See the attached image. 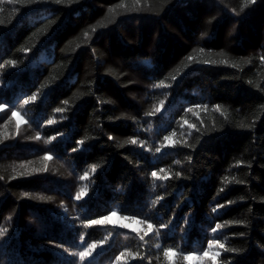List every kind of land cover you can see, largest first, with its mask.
Here are the masks:
<instances>
[{"label": "trees", "instance_id": "obj_1", "mask_svg": "<svg viewBox=\"0 0 264 264\" xmlns=\"http://www.w3.org/2000/svg\"><path fill=\"white\" fill-rule=\"evenodd\" d=\"M0 20V264H264V0Z\"/></svg>", "mask_w": 264, "mask_h": 264}, {"label": "snow or ice", "instance_id": "obj_2", "mask_svg": "<svg viewBox=\"0 0 264 264\" xmlns=\"http://www.w3.org/2000/svg\"><path fill=\"white\" fill-rule=\"evenodd\" d=\"M13 2H17V0H13ZM19 2H24V0H19ZM27 2L31 3L32 0H27ZM58 2H59V0H58ZM2 23H3V21L0 20V24H2ZM13 63H15V62L13 61ZM205 63H212V62L211 61H205ZM28 99L29 100H36V97L35 96H30ZM25 103H27V101H25ZM57 111H61V109H57ZM15 114L16 113L14 112L13 115H15ZM49 123H52V122L49 121ZM37 138H38V136H37ZM167 139H168V137H165V140H167ZM161 147H163V145H161ZM160 150H161L160 147H158L156 149L157 152H159ZM92 167H93V171H95L96 170V165H93ZM45 170H46L45 168H38V169H35L34 171L43 172ZM28 174L29 173H27V172H21L20 173L21 176H25V175H28ZM152 175L155 177L157 174L155 172H153ZM85 177H87V173H85ZM85 192H86V189H82L80 192H78L76 194V199L79 200L81 197H83ZM25 195H28V193H25ZM41 199H43V197H41ZM213 211H215V209H213ZM107 219H108L107 217H104L102 220H93V221H89V223H91V224H101V223H104ZM161 227H163V226H161ZM216 227L220 228V225L217 224ZM213 231H215V229H213ZM0 235H2V233H0ZM142 238L143 237H141V239ZM211 243H217V242L216 241H212ZM211 243L209 245V248H211ZM96 246L97 245L95 243L94 244H90L87 249H85L84 251L80 252L79 256H80L81 260H83L86 256H88L91 253L92 249H94ZM229 251H233V250L230 249ZM121 255L123 256L124 253H121ZM165 255H167V252H165Z\"/></svg>", "mask_w": 264, "mask_h": 264}, {"label": "rangeland", "instance_id": "obj_3", "mask_svg": "<svg viewBox=\"0 0 264 264\" xmlns=\"http://www.w3.org/2000/svg\"><path fill=\"white\" fill-rule=\"evenodd\" d=\"M40 58H47V56H46L45 53H42L41 56H40ZM110 219H111L113 222H115V223H117L118 220H119L116 216H111ZM123 223H124L126 226L130 227L129 224H127V223H125V222H123ZM117 224H118V223H117Z\"/></svg>", "mask_w": 264, "mask_h": 264}]
</instances>
